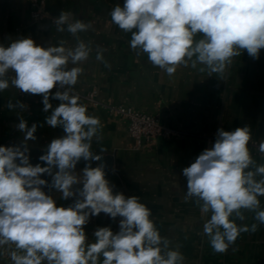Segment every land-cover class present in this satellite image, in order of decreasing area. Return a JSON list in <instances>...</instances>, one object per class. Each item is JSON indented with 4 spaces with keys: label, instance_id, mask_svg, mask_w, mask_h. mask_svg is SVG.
Segmentation results:
<instances>
[{
    "label": "clouds",
    "instance_id": "obj_1",
    "mask_svg": "<svg viewBox=\"0 0 264 264\" xmlns=\"http://www.w3.org/2000/svg\"><path fill=\"white\" fill-rule=\"evenodd\" d=\"M71 15L62 11L54 24L56 31L75 38L74 46L63 40L57 46H41L31 37L0 44V92L11 85L42 95L43 111L51 109L46 124L65 133L39 156L46 166L30 163L28 143L37 139L36 123L28 127L21 118L16 125L23 134L21 144L0 146V256L7 254L11 264H184L179 246L173 249L160 234L150 208L136 195L113 192L106 163H90L102 161V155L92 151L102 125L73 88L83 74L75 65L87 61L93 51L79 34L92 25L73 21ZM110 16L131 34L130 48L147 54L150 63L169 76L179 66L200 65V72L224 80L233 58L246 50L258 59L264 49V0H124ZM96 60L105 62L103 49H96ZM50 97L59 105L53 107ZM7 107L23 111L27 106L9 101ZM251 139L249 126L218 129L214 144L182 169L187 179L184 200L198 207L203 234L216 253L227 252L241 233L264 225V164L253 159ZM259 151L264 153V141ZM81 160L88 163L77 173ZM45 174L50 184L41 178ZM44 187L74 202L57 206ZM101 213L113 220L120 217L119 231L99 227L89 241L85 226ZM246 213L253 214L250 226L243 223Z\"/></svg>",
    "mask_w": 264,
    "mask_h": 264
},
{
    "label": "crops",
    "instance_id": "obj_2",
    "mask_svg": "<svg viewBox=\"0 0 264 264\" xmlns=\"http://www.w3.org/2000/svg\"><path fill=\"white\" fill-rule=\"evenodd\" d=\"M43 17L33 21L31 0H0V44L8 46L12 40L31 37L41 45L57 46L66 41L74 46L76 41L67 31H56L54 19L62 11L71 13V20H81L92 25L80 38L90 42L93 49L89 59L79 65L83 74L78 78L73 92L88 94L95 91V98L102 103L122 105L135 111L159 113L164 126L176 131L178 136L157 140L142 146L139 151L131 149L125 122L112 118L105 109L87 106L88 113L101 121L100 139L93 140L94 154L109 156L110 165L105 168L106 179L113 192L126 197L136 195L152 212V219L163 237L171 241L173 249L178 245L184 256V264H264V225L256 232L241 233L225 253L212 250L203 234V219L193 201L185 202L187 179L182 169L205 150L204 137L216 136L218 129L234 131L249 126L250 142L264 141V49L259 58L253 59L243 51L233 58L226 78L216 74L209 76L199 67L179 66L174 75L154 67L147 54H137L130 48V33H125L112 20V9L124 0H36ZM103 49L105 62L96 60V49ZM73 67V65H69ZM54 94L56 89L51 90ZM9 101H18L27 107L10 110ZM53 107L60 101L50 97ZM42 95L23 93L13 86L0 92V141L7 146L20 145L23 134L16 125L23 118L28 127L38 125L35 141H29L30 163L43 162L39 156L52 139L63 136L62 127L51 128L46 124ZM40 125H43L42 127ZM103 149V151H101ZM253 159L264 164V156L250 149ZM85 162L81 160L75 169L80 173ZM92 167L103 161H91ZM51 183L47 174L41 176ZM82 188V185H77ZM52 195L57 206L68 207L75 198L61 199L55 189L44 187ZM264 207V197H261ZM243 222L254 223L253 214L246 213ZM101 213L90 217L85 226L89 241L99 227H111L119 231V220ZM238 223H241L238 221ZM0 264H11L10 257L0 256Z\"/></svg>",
    "mask_w": 264,
    "mask_h": 264
},
{
    "label": "built area",
    "instance_id": "obj_3",
    "mask_svg": "<svg viewBox=\"0 0 264 264\" xmlns=\"http://www.w3.org/2000/svg\"><path fill=\"white\" fill-rule=\"evenodd\" d=\"M31 7L33 10L30 13V18L33 21L41 20L43 14L41 12L39 2L36 0H31ZM74 94L78 95L80 100L85 103L105 109L110 117L125 122L127 136L130 140L131 149L133 151L141 150L144 144H151L157 140H166L178 136L176 131L163 125L159 113H145L135 111L132 108L122 105L102 103L93 96V93L80 94L74 92ZM203 139L206 144L205 149H207L214 144L216 136H206ZM260 143L261 142H250L249 149L261 156H264V153L259 151ZM0 146L7 145L0 141ZM3 256L8 257L7 254Z\"/></svg>",
    "mask_w": 264,
    "mask_h": 264
},
{
    "label": "water",
    "instance_id": "obj_4",
    "mask_svg": "<svg viewBox=\"0 0 264 264\" xmlns=\"http://www.w3.org/2000/svg\"><path fill=\"white\" fill-rule=\"evenodd\" d=\"M110 160L111 158L109 156L102 158L103 163H106V167L110 165Z\"/></svg>",
    "mask_w": 264,
    "mask_h": 264
},
{
    "label": "rangeland",
    "instance_id": "obj_5",
    "mask_svg": "<svg viewBox=\"0 0 264 264\" xmlns=\"http://www.w3.org/2000/svg\"><path fill=\"white\" fill-rule=\"evenodd\" d=\"M89 93H93V96H94V97L96 96L95 91H91V92H89ZM89 93H88V94H89Z\"/></svg>",
    "mask_w": 264,
    "mask_h": 264
}]
</instances>
